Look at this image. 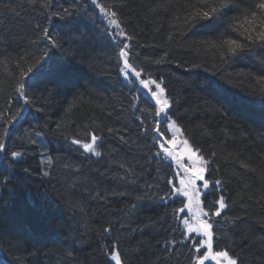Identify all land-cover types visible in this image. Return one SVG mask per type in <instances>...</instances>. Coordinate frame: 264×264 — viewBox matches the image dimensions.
<instances>
[{"label": "trees", "instance_id": "16d2710c", "mask_svg": "<svg viewBox=\"0 0 264 264\" xmlns=\"http://www.w3.org/2000/svg\"><path fill=\"white\" fill-rule=\"evenodd\" d=\"M49 3L44 12L39 3L0 0V108L22 107L5 137L8 153H0V264H115L105 254L113 245L124 264H194V241L180 243L183 225L173 216L187 198L156 199L169 190L175 166L155 162V104L139 85L130 91L120 75L123 43L131 45L130 62L145 69L144 78L164 79L175 101L171 114L189 144L206 156L217 153L209 178L227 181L229 207L215 218L213 251H228L241 264H264V93L255 84L264 50L221 65L215 52L193 46L211 37L182 34L168 14L150 11L157 0H122L118 19L131 41L113 35L118 30L92 0ZM43 28L51 40L39 38ZM29 68L22 82L32 103L25 106L14 80ZM57 124L69 139L56 132ZM93 131L103 136L101 157L71 144L72 138L90 141ZM14 150L24 153L19 161L11 158ZM201 191L208 211L219 194ZM105 227L111 231L103 233ZM172 240L177 243H166Z\"/></svg>", "mask_w": 264, "mask_h": 264}, {"label": "snow or ice", "instance_id": "6c2138e0", "mask_svg": "<svg viewBox=\"0 0 264 264\" xmlns=\"http://www.w3.org/2000/svg\"><path fill=\"white\" fill-rule=\"evenodd\" d=\"M30 5H37L42 11L47 12L51 7L49 0H27ZM92 4L99 9V12L107 19L110 26H114L118 32L113 33L115 36L124 38L127 41L134 39L132 35L125 32L122 27L120 20L118 19V9L123 7L122 0H114L112 6L102 5L98 3V0H92ZM117 10H113V8ZM68 9H64V15L68 13ZM153 13L159 15L160 13L168 14L174 21V27L176 31L187 35L204 34L206 37L199 41H194L193 46L197 48H205L211 50L218 55L221 65H228L234 61L241 54L255 52L256 49L264 50V0H185L183 4L176 3V0H157V3L150 9ZM233 13V15H229ZM53 15H62L60 13H53ZM241 17L243 20L241 21ZM159 31V29H157ZM44 40H51L49 29L43 28L40 30V36ZM169 39H174V34H169ZM55 46V42H53ZM131 45L129 43H123V47L119 49V57L122 60V66L120 67V75L127 85L131 86V89L136 88V83L139 84V90H147L150 94L151 100L155 102V109L153 112L155 118V127L152 129L156 135L153 137L155 145H158V149L153 156L155 162L158 164H165L167 162L168 167L175 165L176 171L173 176L167 179L166 187L170 186L169 190L164 192L163 195H157L156 199H159L165 203L172 200L173 198L185 197L188 203H184L183 207L174 210L173 216L176 220L183 225L184 231L182 232L183 240L194 241L192 247L195 249L197 255L194 257V264H205L208 259L215 260L217 264H220V258L226 262V264H241L239 259H234L229 255L228 251H213L215 237V218L220 217L222 213L229 207L226 197L223 195L224 187L227 183L222 178L210 179L209 175L211 165L214 162L216 152L212 151L209 155L203 152L199 147H193L189 144L188 139H183L182 144L185 146L184 151L177 153L172 145L177 144L176 136L180 134L183 136L181 126L178 124L177 119L171 114L172 104L175 103L170 97L166 95V86L164 79L152 78L149 75L144 78L145 69L143 67H137L130 62L129 51ZM146 60L150 58H145ZM161 60L152 61V63L160 64ZM262 67L260 75L256 77L255 84L259 85L260 91L264 93V60L260 61ZM193 67H199V65L193 64ZM29 68L27 71H21L18 80H14L15 88L14 91L20 95L25 106L30 105L32 102L24 92L26 85L22 82L24 78L31 72ZM251 75V74H249ZM134 78V79H133ZM150 86H154L153 90ZM134 95L133 101L130 103L132 108H136V99L139 97ZM10 103V101H9ZM37 111L41 109L37 108ZM22 107H16L13 110L11 107L0 108V120H3V124L0 127L3 128V135H0V153H8V147L6 144L5 137L9 133V127L13 125L21 116ZM162 118V119H161ZM137 119H140L137 117ZM163 121H167V129L171 132V139H166V133L162 131ZM144 121L141 120V124ZM61 125L57 124L56 132L64 136L67 140L69 136L61 131ZM147 133V128L141 129ZM104 129H100L103 132ZM108 133H114L112 127H107ZM54 132V134H56ZM36 136H41V132H36ZM90 141L72 138L71 144L79 146L83 149L84 153L91 154L95 157H101L102 153L98 150L103 140V136L98 134L96 131L90 133ZM120 140L124 143H128L123 135L120 136ZM35 143V140L31 141ZM12 160L19 161L24 153L14 150L10 153ZM183 157H187L190 162L187 165L183 162ZM198 161L199 166L193 161ZM49 166H53L54 162L49 157L47 158ZM11 166V165H9ZM243 167H250L247 164L242 165ZM67 167V165H65ZM124 168V164L120 165ZM255 171V169H251ZM217 173L219 169H216ZM45 176L50 175L49 172L43 173ZM129 174L131 170H129ZM178 180L179 186L176 181ZM202 182L200 186L197 182ZM147 188L151 189L153 185H146ZM203 194H211L212 192L218 193L219 198L215 199L212 204L209 205V210L204 211L201 209L202 218L196 219L192 222L188 218H181L179 213L183 212L185 208L191 211V205L193 199L197 203L200 202V197ZM147 196V193H145ZM144 197H137V199H143ZM136 204L131 205V209H135ZM214 208V210H212ZM109 227L103 228V233L110 232ZM195 234V235H192ZM166 243L175 245V240L168 241ZM203 255H200L201 251ZM110 253V255H108ZM105 254L108 255V259L114 261L115 264H124L122 256L115 245L113 247L105 249Z\"/></svg>", "mask_w": 264, "mask_h": 264}, {"label": "rangeland", "instance_id": "374dc122", "mask_svg": "<svg viewBox=\"0 0 264 264\" xmlns=\"http://www.w3.org/2000/svg\"><path fill=\"white\" fill-rule=\"evenodd\" d=\"M123 63V62H122ZM147 78V77H146ZM134 79V78H133ZM137 85L138 82L136 83ZM153 90L154 89V86H150ZM139 88V86L137 87ZM144 94L148 95L150 97V94H148L147 90H141ZM151 98V97H150ZM154 102V101H153ZM155 104V102H154ZM166 139H171V132L167 129V132H166V136H165ZM185 139L184 136H181L180 134H177L176 136V140H177V144L176 145H172L170 147H173L174 150L177 152V153H180V152H183L184 151V148L185 146L182 144V140ZM183 162L187 165L188 163H190L188 160H187V157H183ZM192 163H195L197 166H199V162L198 161H193ZM174 165V164H173ZM175 166V165H174ZM175 171H176V168H175ZM197 184H201L199 183V181L197 182ZM187 203H188V200H187ZM201 209H202V205H201V200L199 203L196 202L195 199H193L192 201V205H191V211H189V209L185 208L184 210V213H183V218H188L190 219L192 222H195L196 219H199V218H202L201 216ZM195 235V234H194ZM210 260V259H208ZM213 262L215 264H217V262L215 260H213ZM220 264H226V262L223 260V258H220Z\"/></svg>", "mask_w": 264, "mask_h": 264}]
</instances>
